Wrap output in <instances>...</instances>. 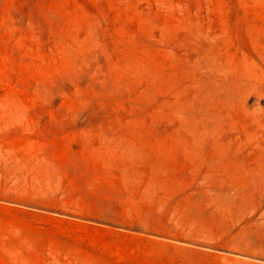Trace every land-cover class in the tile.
Masks as SVG:
<instances>
[{
	"label": "rangeland",
	"instance_id": "1",
	"mask_svg": "<svg viewBox=\"0 0 264 264\" xmlns=\"http://www.w3.org/2000/svg\"><path fill=\"white\" fill-rule=\"evenodd\" d=\"M0 264H264V0H0Z\"/></svg>",
	"mask_w": 264,
	"mask_h": 264
}]
</instances>
